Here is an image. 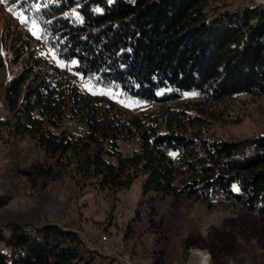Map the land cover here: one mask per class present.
Returning a JSON list of instances; mask_svg holds the SVG:
<instances>
[{
    "label": "trees",
    "instance_id": "obj_1",
    "mask_svg": "<svg viewBox=\"0 0 264 264\" xmlns=\"http://www.w3.org/2000/svg\"><path fill=\"white\" fill-rule=\"evenodd\" d=\"M2 1L33 28L17 39L16 60L28 57L8 80L0 113V139L28 136L44 154L20 170L31 185L67 174L79 187L115 191L142 177L154 199L221 197L264 217V133L236 140L203 133L213 119L227 120V99L264 95L263 4ZM118 99L159 106L127 117ZM129 142L136 147L123 152ZM0 242L10 249L0 246V264L100 257L55 223L11 222Z\"/></svg>",
    "mask_w": 264,
    "mask_h": 264
},
{
    "label": "rangeland",
    "instance_id": "obj_2",
    "mask_svg": "<svg viewBox=\"0 0 264 264\" xmlns=\"http://www.w3.org/2000/svg\"><path fill=\"white\" fill-rule=\"evenodd\" d=\"M243 2L224 0L222 3L226 4L222 5L232 9ZM8 7L0 0L1 114L6 113L4 88L22 68V59L28 57L24 52L16 60L20 44L17 39L24 27L33 31L27 19ZM117 105L127 117H142L159 106L120 99ZM221 108L227 113V120L213 119L203 127L204 134L236 140L264 133V95L234 96ZM134 144L123 143L122 151H130ZM43 159L42 150L28 136L3 134L0 230H5L6 224L23 220L55 223L78 233L87 247L99 253L100 257L91 261L94 264H264L263 216L221 197L211 201L172 196L154 199L152 192H143L142 177L115 191L79 187L67 174L47 180L44 186H33L20 170ZM104 240L111 247L107 253L101 249ZM0 246L9 252L3 242Z\"/></svg>",
    "mask_w": 264,
    "mask_h": 264
},
{
    "label": "built area",
    "instance_id": "obj_3",
    "mask_svg": "<svg viewBox=\"0 0 264 264\" xmlns=\"http://www.w3.org/2000/svg\"><path fill=\"white\" fill-rule=\"evenodd\" d=\"M263 2H264V0H263ZM106 242H107V240H104V241H103V243H102V244H103V247H101V249L107 253L108 250H109L111 247H108V243H106Z\"/></svg>",
    "mask_w": 264,
    "mask_h": 264
},
{
    "label": "water",
    "instance_id": "obj_4",
    "mask_svg": "<svg viewBox=\"0 0 264 264\" xmlns=\"http://www.w3.org/2000/svg\"><path fill=\"white\" fill-rule=\"evenodd\" d=\"M258 1H259V3H261V4H264L263 0H258Z\"/></svg>",
    "mask_w": 264,
    "mask_h": 264
}]
</instances>
